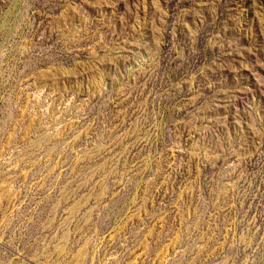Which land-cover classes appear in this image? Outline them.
Returning a JSON list of instances; mask_svg holds the SVG:
<instances>
[{"label": "rangeland", "instance_id": "1", "mask_svg": "<svg viewBox=\"0 0 264 264\" xmlns=\"http://www.w3.org/2000/svg\"><path fill=\"white\" fill-rule=\"evenodd\" d=\"M0 264H264V0H0Z\"/></svg>", "mask_w": 264, "mask_h": 264}]
</instances>
